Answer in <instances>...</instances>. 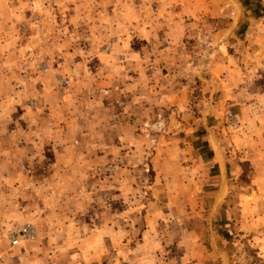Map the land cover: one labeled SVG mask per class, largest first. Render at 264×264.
Instances as JSON below:
<instances>
[{"label":"rangeland","instance_id":"374dc122","mask_svg":"<svg viewBox=\"0 0 264 264\" xmlns=\"http://www.w3.org/2000/svg\"><path fill=\"white\" fill-rule=\"evenodd\" d=\"M0 264H264V0H0Z\"/></svg>","mask_w":264,"mask_h":264},{"label":"built area","instance_id":"2783aa9c","mask_svg":"<svg viewBox=\"0 0 264 264\" xmlns=\"http://www.w3.org/2000/svg\"><path fill=\"white\" fill-rule=\"evenodd\" d=\"M36 232L33 225L25 224L18 228L17 231L9 234L10 243L13 247L21 244V240H34Z\"/></svg>","mask_w":264,"mask_h":264},{"label":"crops","instance_id":"0c3cea01","mask_svg":"<svg viewBox=\"0 0 264 264\" xmlns=\"http://www.w3.org/2000/svg\"><path fill=\"white\" fill-rule=\"evenodd\" d=\"M173 143H166L164 146H161L159 149H161V148H164V147H166V148H171V149H173L174 147H173V145H172ZM211 146H212V142H211ZM210 152L214 155V159L217 161V162H219V165H220V167H222V164L220 163V158H221V153L219 152V151H216L215 150V147L213 148H211L210 149ZM184 157H185V155H184ZM186 158V157H185ZM223 161H225L223 158H221ZM168 162H170V165H172L173 164V161H171V159L170 158H167V159H165L164 161H162L161 162V165L163 166V165H167L168 164ZM223 183H225L226 181H227V177H226V175L225 176H223ZM214 182V181H213ZM227 184V183H226Z\"/></svg>","mask_w":264,"mask_h":264}]
</instances>
